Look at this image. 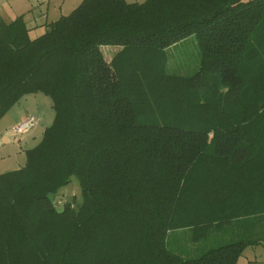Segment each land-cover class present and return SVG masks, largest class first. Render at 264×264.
Returning <instances> with one entry per match:
<instances>
[{
  "label": "trees",
  "instance_id": "trees-1",
  "mask_svg": "<svg viewBox=\"0 0 264 264\" xmlns=\"http://www.w3.org/2000/svg\"><path fill=\"white\" fill-rule=\"evenodd\" d=\"M192 35L199 69L171 72ZM39 92L55 116L0 173V264H237L264 244V0H83L36 37L0 13V120ZM74 176L82 202L54 200ZM179 230L221 236L185 256Z\"/></svg>",
  "mask_w": 264,
  "mask_h": 264
},
{
  "label": "rangeland",
  "instance_id": "rangeland-1",
  "mask_svg": "<svg viewBox=\"0 0 264 264\" xmlns=\"http://www.w3.org/2000/svg\"><path fill=\"white\" fill-rule=\"evenodd\" d=\"M128 1H139L142 2L144 0H128ZM64 0H53L52 1V8L54 9V3H57L58 6L63 4ZM81 0H66L64 13L67 15L72 12L74 6L77 4L79 5ZM75 4V5H73ZM53 12V10H52ZM41 33L32 32V37H36ZM116 47L111 46H104L103 50L107 59H110L118 50H115ZM168 67L171 72H176L180 74H192L199 69L200 60H201V49L198 43V39L196 36L192 35L187 39L183 40L179 44L172 46L168 49ZM26 106L30 112H33L35 115L39 116L42 114L44 116V125L49 126L52 124L55 110L53 108L52 99L45 95L42 92L30 94L24 96L20 103L16 105V107ZM43 125H41L42 127ZM40 127V130H41ZM39 130V131H40ZM38 138H41L38 132ZM38 142H40V140ZM25 146V145H24ZM24 165V163H22ZM23 165H19L18 163H14L12 165H8L6 169L14 170L20 168ZM54 200L61 199L62 201H72L75 203V206L80 204L83 200L82 197V188L79 179L74 176L71 182L65 186H63L56 195H52ZM59 207H62L61 204ZM225 238L229 236L230 233L225 234L222 232ZM221 236V233L213 232L210 235V238L206 241H202L200 243L193 242L190 239V236L187 234L186 230H179L173 232L168 237V242L170 247L179 252L183 253L185 256H195L201 253V251L205 248L211 247L214 244L218 243V240ZM248 259L254 260V262H248ZM257 260V261H255ZM264 264V244H257V245H249L243 255L239 258L237 264Z\"/></svg>",
  "mask_w": 264,
  "mask_h": 264
},
{
  "label": "crops",
  "instance_id": "crops-1",
  "mask_svg": "<svg viewBox=\"0 0 264 264\" xmlns=\"http://www.w3.org/2000/svg\"><path fill=\"white\" fill-rule=\"evenodd\" d=\"M52 1L53 0H0V13L5 21H12L18 16L23 15L30 29V33H43L49 22L57 20L62 15H66L64 13L66 0L59 6L57 3H54V9H51L53 6ZM82 1L83 0H81V2ZM77 6L78 4L74 6V8ZM115 50H117V48ZM20 101L18 103H20ZM17 104H15L0 120V173L7 172L8 170L6 167H8V165L14 163H18L19 165H23L22 163L25 164L26 150L39 143L38 141L41 138H38V132L42 137L47 127L43 124L45 118L42 114L37 116L33 112H30L26 106L21 107L20 105L16 107ZM32 115L37 119L36 125L28 132H17V125ZM41 125L43 126L41 127ZM248 262H254V260L248 259Z\"/></svg>",
  "mask_w": 264,
  "mask_h": 264
},
{
  "label": "built area",
  "instance_id": "built-area-1",
  "mask_svg": "<svg viewBox=\"0 0 264 264\" xmlns=\"http://www.w3.org/2000/svg\"><path fill=\"white\" fill-rule=\"evenodd\" d=\"M36 123H37V119L35 116L32 115L24 119L23 121H21L17 125L16 130L17 132H20V133L28 132L36 125Z\"/></svg>",
  "mask_w": 264,
  "mask_h": 264
}]
</instances>
